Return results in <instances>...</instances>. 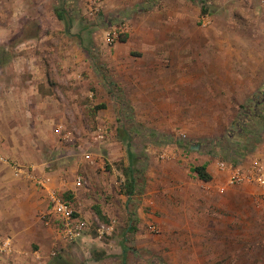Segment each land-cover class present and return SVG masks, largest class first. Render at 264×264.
<instances>
[{
    "label": "rangeland",
    "instance_id": "1",
    "mask_svg": "<svg viewBox=\"0 0 264 264\" xmlns=\"http://www.w3.org/2000/svg\"><path fill=\"white\" fill-rule=\"evenodd\" d=\"M143 1L0 0V116H29L34 103L14 113L4 103L39 86L44 99L61 107L58 145L48 143L46 161L59 171L63 196L72 199L79 192L91 214L89 228L66 244L65 256L80 264H183L193 258L183 255L185 249L211 245L215 234L201 243L199 232L185 231L183 221L190 217L168 212L170 200L182 206L187 193L245 192L255 183L254 167L264 169V117L251 116L247 128L239 121L243 106L264 116V86L251 90L229 82L231 88H221L226 82H212L210 70L223 63L215 64L218 53L206 40L208 34L263 28L251 25L245 12L253 4L220 9L211 0H151L153 5L140 11ZM206 14L212 20L203 24ZM114 31L111 43L107 34ZM122 33L144 41L142 50L119 44ZM39 71L45 83L36 79ZM115 79L127 84L121 89ZM196 141L199 149L180 145ZM84 151L91 160L85 161ZM130 152L135 154L132 195L125 170ZM205 158L214 161L221 177L213 170L210 181L198 178L193 168ZM220 161L242 168L249 178L226 186L229 172L219 168ZM77 176L83 178L80 188L73 184ZM245 212L240 210L241 224ZM48 215L40 213V223ZM53 246V254H64L66 247ZM205 250L196 259L216 264L215 249Z\"/></svg>",
    "mask_w": 264,
    "mask_h": 264
},
{
    "label": "crops",
    "instance_id": "2",
    "mask_svg": "<svg viewBox=\"0 0 264 264\" xmlns=\"http://www.w3.org/2000/svg\"><path fill=\"white\" fill-rule=\"evenodd\" d=\"M146 1L144 0L143 3ZM211 1H214L220 9L235 7L248 9L250 4H253V9L245 11L250 17L249 21L251 25L263 26L251 33L233 30L234 32L230 33L208 34L207 47L209 49L212 47L219 57L215 64L223 63L222 68L210 70L215 73L212 82L228 84L222 85L221 88L230 87L229 82H233L232 86L236 88L251 90L264 86V75H260V73L264 74V68L261 70L259 60L262 58L264 63V4L260 0ZM124 34L126 39L119 40V44L131 43L135 49L142 48L144 41L131 38L129 33ZM244 58H247L246 62ZM220 73L229 75L226 78ZM230 78L231 80H228ZM36 79H41V83L46 81L43 80L40 71ZM222 79L223 81H220ZM115 83L121 89L127 84L117 79ZM39 88L40 86L36 92L30 90L27 94L14 93L12 100L4 103L5 107H10V113L16 112L18 106L29 104L32 106L34 103L31 111L33 114L0 116V236H8L12 240L11 250L0 254V264H52L57 257L71 264H80L74 262L70 255L65 256L69 253V248L67 249V242L58 232L55 218L48 215V219L46 217L40 223V213H45L47 216L49 210L48 189L63 192L61 188L63 182L58 178V169L52 171V161H46L49 153L48 143L50 142L53 147L58 145L55 125L59 120L62 121L63 112L60 106L59 109L56 107L53 100L49 101L50 97L44 99ZM58 111L59 115H57ZM51 153L54 155L53 152ZM83 153H85L83 155L85 161L91 160L92 155L87 151ZM17 165L31 171L32 177L17 172ZM202 165L206 166L209 173L215 170L220 177L223 175L214 161L205 158ZM48 169L51 170L47 171ZM35 177H46L49 180L43 188L37 184ZM77 177L82 178V176ZM77 177L73 184L76 188H80L81 186L76 184ZM74 186L71 187L74 189ZM243 189L245 192L222 196L206 192L194 195L187 193L181 196V201H184L182 206H179L180 200L175 199H171V203L166 206L168 212H173L174 217L178 218L182 215L185 218L190 217V221L187 219L183 221V229L187 232H199L201 243L203 240L208 243V233L215 234L212 238L213 244L210 242L211 245L208 243L207 246H203L206 250L215 249L216 264H264V186L254 183ZM78 195L79 192H75V197L67 200L75 210V214L88 220L91 214ZM141 205H148V201H143ZM102 208L104 209V206ZM181 209H184L185 213L180 211ZM240 210L247 213L242 217L243 224H241ZM154 212L155 208H151L152 216ZM211 221L213 225L209 226L208 222ZM175 223L176 227H180L179 220ZM57 242L66 247L64 254H53V245ZM204 247L200 245L196 248L193 245L192 248L185 249L183 255L193 258L187 257L183 264H205L201 259H196L203 253ZM169 263L177 264L176 261Z\"/></svg>",
    "mask_w": 264,
    "mask_h": 264
},
{
    "label": "built area",
    "instance_id": "3",
    "mask_svg": "<svg viewBox=\"0 0 264 264\" xmlns=\"http://www.w3.org/2000/svg\"><path fill=\"white\" fill-rule=\"evenodd\" d=\"M201 19L203 24H208L211 22L212 16L206 14ZM107 40L111 43L115 41V31L107 34ZM218 165L220 169H227L229 172L226 186L237 185L248 177L240 167L229 166L224 161H220ZM254 168L255 171L253 174H251L250 178L256 184L264 186V169H258L259 167L256 166ZM16 169L19 173H29L28 170H26V168L22 166H16ZM34 179L37 184L43 188L46 186V183L49 180L46 177H35ZM82 182L83 178L77 177V186H81ZM220 189L225 190V185L220 186ZM47 200L49 202L48 214L55 218L58 232L62 239H64V241L68 243L75 241L76 238L81 234V232L89 227L88 220L75 214V210L62 193L58 192L57 190L48 189ZM11 247V238L8 236H0V254L9 252L11 250Z\"/></svg>",
    "mask_w": 264,
    "mask_h": 264
},
{
    "label": "trees",
    "instance_id": "4",
    "mask_svg": "<svg viewBox=\"0 0 264 264\" xmlns=\"http://www.w3.org/2000/svg\"><path fill=\"white\" fill-rule=\"evenodd\" d=\"M153 5L152 1L151 0H147L145 3L143 4H140L138 5V10L140 11H145L147 10L148 8H150L151 6ZM206 11V10H204ZM126 39V35L124 33H122L120 36H119V40L121 41H125ZM259 98L257 97V103L258 104L260 102ZM257 106V105H256ZM243 116L240 117L239 121L240 123L245 127L247 128L249 123H250V119L251 116H256V118H259V119H263L264 116H259L260 114L257 113L256 111H253V109L251 108H247V107H244L243 106ZM253 121V120H252ZM180 145L184 146L185 149H199L201 147V143L196 141V142H188V143H184V142H180ZM255 147V145H254ZM130 155V158H131V163L125 168L126 171H128L127 173L129 174V176L131 177V183H130V186H129V191L128 193L130 195H132L134 193V188H135V184H136V180H135V176L134 174L132 173V164L134 162V156L135 154H133L132 152L129 153ZM194 172L197 173L198 177L200 179H202L203 181H210L212 179V175L207 171L206 169V166L205 165H198V166H195L193 168ZM96 211H97V214L101 216V211L100 209L97 207L96 208ZM52 264H71L70 262H68L67 260H64V259H60L57 257V259H55L53 261Z\"/></svg>",
    "mask_w": 264,
    "mask_h": 264
}]
</instances>
